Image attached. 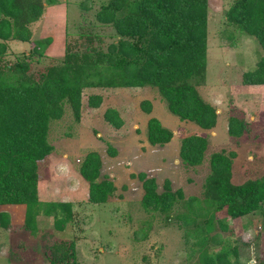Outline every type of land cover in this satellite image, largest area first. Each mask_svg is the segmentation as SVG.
Returning a JSON list of instances; mask_svg holds the SVG:
<instances>
[{
    "label": "rangeland",
    "instance_id": "374dc122",
    "mask_svg": "<svg viewBox=\"0 0 264 264\" xmlns=\"http://www.w3.org/2000/svg\"><path fill=\"white\" fill-rule=\"evenodd\" d=\"M41 1L43 12L29 26L31 39L49 37L51 43L42 55H36L31 52L32 43L8 41L5 62L30 59L31 72L37 74L51 65V58L60 62L66 43L80 50L87 42L80 35L98 36L92 43L104 48L119 40L113 25L97 20L100 8L112 0H52L53 5L47 3L51 0ZM233 1L207 0L205 80L196 90L215 109V127L203 132L191 122L180 121L167 111L152 87L83 89L79 121L64 105L61 117L48 126L51 151L37 162L38 199L68 204L71 218L58 230L52 217L40 213L33 234L46 232L48 244L55 239L73 242L77 264H210L206 261L209 257L212 264H264V205L229 218L224 210L212 214L213 206L204 200L212 154H235L230 179L234 185L264 176V84H248L264 52L254 37L227 21L226 11ZM90 95L102 98L96 109L87 104ZM143 100L153 105L148 114L140 110ZM110 106L119 108L123 117V127L115 133L102 117ZM231 115L246 123L240 137L227 135ZM151 117L174 131L169 143L151 146L143 139ZM200 132L207 141L202 160L198 165H187L178 154L181 140ZM108 146L115 148L114 157L107 153ZM88 151L100 157L99 178L111 181L115 188L104 204L88 201V185L79 174ZM139 173L154 180L159 194L165 189L180 191L181 198L170 211L142 207ZM9 207L3 210L7 213V209L12 210ZM58 215L63 217L64 212ZM22 219L14 224L7 218L13 226L20 225ZM27 239L32 247L18 250L14 243H25L23 237L0 228V264H48L34 260L41 254L33 248L31 238ZM13 251L15 261L9 258Z\"/></svg>",
    "mask_w": 264,
    "mask_h": 264
},
{
    "label": "trees",
    "instance_id": "16d2710c",
    "mask_svg": "<svg viewBox=\"0 0 264 264\" xmlns=\"http://www.w3.org/2000/svg\"><path fill=\"white\" fill-rule=\"evenodd\" d=\"M53 2L47 1L51 5ZM42 12L41 0H0V206H25L21 225H10L7 213L0 211V228L23 237L25 243H14L18 250L32 247L27 239L31 238L33 248L41 254L35 261L77 264L73 242L55 239L48 244L46 232L33 234L40 213L52 217L58 230L71 218L68 204L41 202L37 196V162L51 151L46 137L49 123L61 117L64 105L79 121L83 89L152 87L170 114L201 129H212L215 109L196 90L205 80L207 0H112L100 8L97 20L113 25L118 41L104 48L93 45V38L98 36L80 35L87 40L80 50L66 43L59 63L51 58V65L33 74L30 59L9 64L4 57L8 41L30 42L31 52L42 55L51 38L32 40L29 29ZM226 18L236 29L254 37L264 52V0H234ZM249 77V85L264 84V57ZM101 101L99 95H90L87 104L97 108ZM139 106L145 114L151 111L149 101H140ZM103 120L114 128L122 126L113 108L103 112ZM245 131L242 118L228 117L226 132L230 138L240 137ZM145 136L149 145L163 146L171 140L172 132L151 117ZM206 145V139L200 136L182 138L178 152L181 161L190 166L200 164ZM107 153L116 155L110 146ZM234 156L232 152L229 156L211 155L203 188L204 200L213 206L212 214L224 210L229 218L244 216L264 205V176L239 185L231 183ZM100 167L99 155L88 151L78 169L88 185V201L94 204H104L115 190L111 181L99 178ZM136 177L141 182L144 209L166 213L181 198L180 191L165 189L157 193L154 180L143 173ZM61 211L63 217L58 215ZM15 252L9 254L14 261ZM208 260L212 264L210 257Z\"/></svg>",
    "mask_w": 264,
    "mask_h": 264
},
{
    "label": "crops",
    "instance_id": "0c3cea01",
    "mask_svg": "<svg viewBox=\"0 0 264 264\" xmlns=\"http://www.w3.org/2000/svg\"><path fill=\"white\" fill-rule=\"evenodd\" d=\"M143 88V87H142ZM122 89H141V88H122ZM150 102V104H151V106H152V108H153V105H152V103H151V101H149ZM108 108V107H107ZM110 108H113V109H115L117 112H118V114H119V117H120V119L122 120V126L120 127V128H114V127H112L110 124H108L107 122H106V124L112 129V131H114V133L116 132V131H118V130H121V128L123 127V117L121 116V111L119 110V108H116V107H111L110 106ZM91 109H96V108H91ZM144 113V112H143ZM103 117V116H102ZM122 117V118H121ZM178 119V118H177ZM157 120H159V119H157ZM159 122H160V120H159ZM161 123V122H160ZM162 125V124H161ZM166 125V124H165ZM195 125V124H194ZM163 126V125H162ZM166 126H169V125H166ZM197 126V125H196ZM163 127H165V126H163ZM198 127V126H197ZM215 127V126H214ZM145 128H146V125H145ZM145 128H144V135L142 136L143 137V139L144 140H146V136H145ZM165 128H167V127H165ZM168 128H170V126L168 127ZM167 128V129H168ZM199 129L201 130V131H205V129H201L200 127H199ZM168 130H170V129H168ZM173 133H174V131H172ZM203 132H200L199 134H197L198 136H201V137H203L204 135H203ZM197 135H195V136H197ZM172 136H173V134H172ZM169 143V142H168ZM115 149V148H114ZM116 151V150H115ZM96 153V152H95ZM38 197H39V193H38ZM50 200V199H49ZM49 200H42V199H39V201H41V202H50ZM10 205H3V206H0V211H2V212H5L4 210H5V208H8ZM19 207L18 208H16V209H14V208H12V207H9V208H11L12 210H8L7 209V215H8V217H9V219H10V222H19L22 218V223L21 224H23V221H24V212H25V206L24 205H18ZM4 209V210H3ZM9 212V213H8ZM14 224H16V223H14ZM20 224V225H21Z\"/></svg>",
    "mask_w": 264,
    "mask_h": 264
}]
</instances>
